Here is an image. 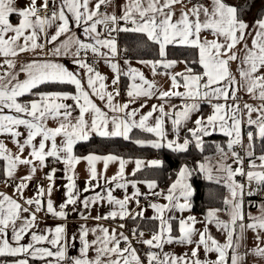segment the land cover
<instances>
[{"label":"snow or ice","instance_id":"snow-or-ice-1","mask_svg":"<svg viewBox=\"0 0 264 264\" xmlns=\"http://www.w3.org/2000/svg\"><path fill=\"white\" fill-rule=\"evenodd\" d=\"M49 2L43 0L45 14L36 16V0H29L24 9L15 7V0H0V56L4 57V64L14 69L15 62L9 57L24 52L37 54L36 59L21 66L23 80L19 79L20 72L0 74V137L8 138L16 149L12 151L0 139V161L4 162L0 167V182L13 188L11 196L0 192V257L14 258L11 264H31V261L41 264H247V257L264 261V204L259 205V216L249 213L246 220L243 211L245 195L264 191V147L262 154L255 153L257 140L264 146V15L253 23L245 18L255 6V0H237L234 4L228 0H125L119 15L115 11H101L114 0H51V15H48ZM177 4L182 7L179 13L175 11ZM13 14L19 17L16 26L10 22ZM53 27L55 32L49 35L48 30ZM121 33L141 34L156 46L155 58L137 63L150 67L153 77H168L167 90L132 67L128 59L124 60L127 70L120 67L116 61ZM205 33L213 38L209 40ZM41 35L45 37L43 43L39 42ZM21 38L22 44L18 43ZM49 44L53 47L47 49ZM169 46L191 49L194 54L190 59H169ZM89 54L93 63L88 62ZM57 58L70 60L79 71L57 62ZM99 60L114 73L113 91H108L107 77L95 67ZM178 63L184 65L183 71H171ZM233 63L237 65L235 73ZM122 76L129 80L124 89L128 99L123 103L118 100ZM42 85H71L74 92L34 91ZM241 91L258 103H241L243 98L238 95ZM24 96L35 98L25 101L21 99ZM153 98L160 102L143 112L147 101ZM174 99L181 103H172ZM137 101H140L139 107H131ZM202 105L211 109L207 116L201 111ZM50 121L54 127L49 126ZM169 121L170 132L166 127ZM189 122L192 127L187 126ZM134 129L155 137L150 141L136 140L141 147L167 148L175 153L187 152L193 144L203 151L204 137L217 131L227 137L226 146L215 145L221 158L216 166L221 174L216 183L223 182L228 190L223 200L225 207L209 209L202 220L194 215H175L192 210L194 188L190 181L194 172L213 179L212 167L207 163L198 162L195 168L181 165L166 191H157L159 185L155 180H128L125 167L131 161L123 157L111 153L86 156L74 153L75 146L89 141L93 134L130 140ZM185 130L187 134L181 137ZM237 147L244 152L243 156L235 150ZM229 157L237 165L235 168L227 162ZM245 157L249 160L247 171ZM81 161L87 163V179L82 190L76 182V166ZM50 162L64 165L60 179L67 181L61 186L64 198L58 205L53 193L58 190L56 173L61 170L50 166ZM101 162L103 172L97 169ZM116 162L119 164L116 174L108 177L109 164ZM134 163L132 176L145 167H163L159 159H136ZM22 166L27 173L20 176L18 170ZM46 168L49 171L45 172ZM38 172L43 173L47 184L38 183L35 194L27 197L25 191ZM237 176L243 177L246 183L238 181ZM140 183L146 185V193L138 188ZM109 185L122 189L123 198L114 196V189ZM129 187L133 190L130 195ZM97 188L106 194L96 192ZM88 192L95 195L85 196ZM141 196L166 203L149 200L144 207ZM103 202L111 210L91 217V209ZM133 202L135 208L131 206ZM149 208L153 215L146 216ZM221 211L227 213L228 221L219 218ZM70 212L79 214L84 221L91 218L97 222L119 220L121 223L118 228L99 223L90 228L83 223L70 235L67 225ZM49 217L62 222L54 227H41ZM128 220L135 224L130 235L124 231L127 227L124 222ZM140 221L156 222L150 238L144 239ZM197 224L203 225L202 230ZM209 225L224 234L223 243L211 235ZM248 231L255 234L254 246L250 248L245 245ZM90 236L93 238L89 239ZM77 240L79 255L72 256L69 250L76 247ZM133 241L147 249L143 257ZM173 244L194 247L190 253L180 256L164 251L165 245ZM201 248L203 260L199 256ZM209 253H215L216 259H207Z\"/></svg>","mask_w":264,"mask_h":264},{"label":"crops","instance_id":"crops-1","mask_svg":"<svg viewBox=\"0 0 264 264\" xmlns=\"http://www.w3.org/2000/svg\"><path fill=\"white\" fill-rule=\"evenodd\" d=\"M231 2L233 1H236V0H229ZM29 3V0H15V7L19 8V9H24ZM125 3V0H114L113 4L108 7L107 10L108 12H112V11H115L117 15L120 14V6L123 5ZM43 5V0H36V7H40ZM188 7H191V4L188 5ZM103 8V7H102ZM182 10V7L180 4H177L175 6V11L177 13H179L180 11ZM10 22L16 26L19 24V17L15 14L11 15L10 16ZM49 32V35L51 34H54L55 32V28H50L48 30ZM26 34H29V33H26ZM9 36L12 35V33H9L8 34ZM205 36H207V38L209 40H211L213 37L208 34V33H205L204 34ZM7 38V37H6ZM64 37H61V39H63ZM41 43L45 42V37L43 35H41V38H40V41ZM250 42V41H249ZM18 43H23V39L21 38V40L18 42ZM53 45L49 44V45H46V48L47 49H50L52 48ZM36 53H33V52H24V53H20L17 57H9V59H12L14 62H15V68L14 69H8L7 65L4 64V57L0 56V65H3V66H6V70L5 71H15V72H20V68L22 65L24 64H27V63H30L32 62L34 59H36ZM39 55L42 57L43 56V53H39ZM126 58H123L121 57V55L119 54V56L117 57V61L120 65V67L122 69H124L125 71L127 70V67L128 65H125L124 64V60ZM130 64L132 67L134 68H137L139 69L140 71H142L144 73V75L146 76V78H148L149 80H155L157 85L162 89V90H167L169 87H170V80L168 79V77L166 76H155L153 77L152 75V71L150 69V67H147L143 64H140V63H137L138 60H130ZM57 62H60V63H63L65 64V66H67L69 69H74V70H77L79 71V69H75V66L72 64V62L68 59H65V58H57ZM88 62L89 63H93V61H89L88 59ZM95 67L96 69L102 74L104 75L105 77H107V84L109 85L108 87V91H113L112 87H111V81L113 79V76H114V73L112 72V70L105 65L104 61L103 60H99L95 63ZM236 68H237V65L235 63L232 64V70L233 72L235 73L236 71ZM184 69V65L183 64H177V66L172 69L171 71L173 72H180V71H183ZM4 71V72H5ZM158 71H164L163 69H159ZM25 78L24 76V73L23 72H20V75H19V79L23 80ZM122 82H125V86H122ZM129 83V80L126 76H122L121 77V96L118 98L119 102L123 103L125 102L128 98L127 96L124 94V89L126 87V85ZM182 91V89H181ZM239 96H241L243 99L241 101V103L243 102H248V103H252V104H256L258 103V101H254L252 100L248 95H246L243 91H241L240 93H238ZM24 97H22L21 99L23 100ZM31 99H34V98H31ZM29 99V100H31ZM26 101V100H25ZM101 107H103V104L102 102L100 101H96ZM160 101H158L156 98H153L149 101H147V107L143 108L142 111L143 112H147L150 108H151V105L152 104H156V103H159ZM69 103H71V101H69ZM172 103L174 104H180L181 101L178 100V99H174L172 101ZM140 105V101H137L135 104L131 105V107H139ZM105 111H107V109L105 108L104 109ZM165 110L167 111L168 108L166 106ZM201 111L203 114H205L206 116L208 114H210L211 112V109L209 106L207 105H202L201 106ZM75 115V113H74ZM196 115H199V113L193 115L192 117V120H195L196 119ZM255 118V116L253 117ZM49 126H55L54 123H52L51 121L49 122ZM188 127H192V123L189 122V124L187 125ZM166 127L168 129V131L170 132L171 131V123L170 121L167 122L166 124ZM21 131H23V129H21ZM150 134V133H149ZM186 130L183 131L181 133V137H183L184 135H186ZM214 134H220L222 135L221 133H219L218 131L215 132ZM152 135V134H151ZM93 137H98L96 136L95 134L92 135L91 138ZM154 137V136H153ZM115 138H122V137H115ZM169 138H173L170 137ZM227 138V137H226ZM0 139H3L5 141V144L6 146L11 149L12 151H16L14 145L10 142V140L6 137H0ZM155 139V137H154ZM245 141H246V136L244 138V144H245ZM239 148V147H238ZM238 151V150H236ZM240 154L243 156L244 155V152L242 150L239 151ZM88 155V154H86ZM86 155H83V156H86ZM100 155V154H99ZM107 155V154H106ZM154 159V158H153ZM152 159V160H153ZM151 160V159H150ZM131 161L130 163H128L125 167V175H126V178L128 180H134V179H131L129 178L131 176V173L135 167V160H129ZM2 162V166H3V161H0ZM221 162V158H220V155L217 153L215 154L212 158L206 160L204 163H209L210 166L212 167V176H213V179H211L212 181H216V178L221 175L220 173H218L216 171V166ZM227 162L229 164H232L233 168H235L237 165H235L232 161L231 158H228ZM248 163H249V160L247 157L244 158V168L245 170L247 171V167H248ZM257 163H259V161H257ZM50 166H54L58 169H60L61 171H58L56 173V176H57V179H56V186H57V191L53 193V199L55 201V203L58 205L59 203L62 202L63 200V194H64V189L63 187H61L63 184H65L67 181L64 180V179H60V177L63 176V168H64V165L61 164V167H58L56 166V164L52 165L51 162H50ZM119 168V164L118 162L116 163H110L109 166H108V169H107V172H106V175L108 177H111L113 175L116 174L117 170ZM97 169L101 172H103V163H98L97 164ZM45 172L49 171V169H45L44 170ZM27 173V169L26 167H21L19 170H18V175L20 176H23ZM76 175H77V185L79 186V188L82 190L85 186V181L87 179V163L86 161H81L80 164H78L76 166ZM205 178V175L202 174ZM236 179L238 181H240L241 183H245L243 182V180L245 181V179L243 177H240V176H237ZM139 181H146V180H139ZM40 183V184H44L46 185L47 184V181L43 179V173H37L35 179L31 182L29 188L25 191V196L27 197H31L35 194V188L37 186V184ZM95 183V182H94ZM101 185H103V180L100 181ZM223 183V182H222ZM108 187H111L114 189V185H109ZM138 188L140 189L141 192L143 193H146L148 191L147 187L145 184L143 183H140L138 184ZM157 191L159 190H162L160 189L159 187L156 189ZM96 192H100L102 195L106 194L102 188H97L95 190ZM132 188L129 187L128 188V194L130 195L131 192H132ZM166 191V189H165ZM0 192H4V193H7L9 196H11L13 194V188L12 187H6L4 183L0 182ZM85 196H92V195H95V192H88V193H84ZM113 195L116 196L117 198H123V195H124V191L122 189H114V192H113ZM228 196V190H227V193H226V197ZM142 197V196H141ZM141 197H140V201H141ZM157 203H166V201H163V200H160L158 199L156 201ZM142 206L144 207H147V205L143 204L141 202ZM260 204H264V200L262 201H259V202H253V203H247L246 205L244 204V207H243V211H244V214H245V219L247 220V215L249 213H251L252 216H259L261 215V212L260 210H258V206ZM133 208H135V203L133 202V204L131 205ZM83 211V209H81ZM111 210V206L108 205L106 202H103L102 204L100 205H96L94 206L92 209H91V217H95L97 215H104L105 213L109 212ZM87 214V213H86ZM146 216H151L153 215V212L152 210L149 208L148 211L145 213ZM175 215L177 217H179L180 215H184V216H187V215H194L197 217V219L199 220H202L203 219V216L204 215H195L193 214L192 212H185L183 214L177 212L175 213ZM218 216L221 220L223 221H228L229 220V216L227 215L226 212L224 211H221L220 213H218ZM62 221H56L54 219H52L51 217L47 218L45 220V222L41 225V227H44V226H55L56 223H61ZM83 223H87L88 227L92 228V227H95L97 225V223L105 226V227H109V228H118V225L119 223H121V221L119 220H116V221H113V220H101L99 222L93 220V219H88L87 221H84V220H81L80 217H79V214L77 213H71L69 214V217H68V220H67V225H68V232L69 234L71 235L73 232H76V230L79 228L80 224H83ZM124 223L127 224V221H125ZM197 228H200L202 230L203 228V225L202 224H197L196 225ZM130 228H133L131 226H129L127 224V227L124 229L125 233L126 234H129V229ZM145 231V236H144V239H148L150 238V235H151V232L150 231H147V230H144ZM209 231L211 233V235L217 239L218 241H220L221 243L224 242L225 240V236L222 232H219L217 231L216 227L214 225H209ZM254 233L251 232V231H248L246 233V241H245V245L246 247H253L254 246ZM93 237H89V239H92ZM198 239V237H196ZM27 237L25 239V242H27ZM76 247L75 248H71L69 250V254L72 255V256H78L79 255V241L77 240L76 242ZM123 247V245H121ZM133 246L135 248H137L139 254L143 257V254L147 251V249L142 245V244H137L135 241H133ZM194 247V245H179V244H173V245H165L164 247V251L165 252H171V253H174L175 255L177 256H180V255H183L184 253H190L191 251V248ZM91 255H94V253H90V256ZM199 256L200 258L203 260L205 259V255H204V252H203V249L201 248L199 250ZM207 259H211V260H215L216 259V254L215 253H209L208 254V257ZM247 260V264H264V261H260V262H257L255 258L253 257H247L246 258ZM11 261H9V264H11ZM0 264H3V262H0ZM31 264H41L40 261H31Z\"/></svg>","mask_w":264,"mask_h":264},{"label":"trees","instance_id":"trees-1","mask_svg":"<svg viewBox=\"0 0 264 264\" xmlns=\"http://www.w3.org/2000/svg\"><path fill=\"white\" fill-rule=\"evenodd\" d=\"M264 0H255V6L250 12L246 14V19L250 23H253L255 19H258L261 15H264ZM120 55L123 58L130 60H151L155 58L156 46L148 42L146 37L141 34L135 33H121L118 36ZM194 54L193 50L186 49L179 46H169L168 58L173 60H182L185 58L190 59ZM122 86H125V82H122ZM34 91L49 92V91H67L74 92V87L71 85H42L39 89ZM35 98L32 96H24L23 100H29ZM206 114V113H205ZM204 114V115H205ZM206 116V115H205ZM130 140L123 138H101L93 137L87 142H80L74 148V153L77 156H83L89 153H95L100 155L115 154L123 157L127 160H150L159 159L163 162V167L160 169H149L145 167L143 170L136 173L135 176L129 178L134 180H155L162 190L175 180L176 174L181 165L187 164L189 168H195L197 163H204L208 158H212L216 151V144H222L226 146L227 138L220 134H213L208 137H204L203 151L197 149L194 144L190 145L189 150L184 153H175L167 148L153 149L151 147H141L136 140H153L154 137L149 134L134 129L130 133ZM262 144L259 140L255 143L256 155L262 154ZM2 167V162H0ZM190 183L194 188V196L192 198V210L195 215H204L211 208H224L223 200L226 197L227 188L224 184L216 183V181L208 180L204 178L202 173L196 171L193 173ZM249 203V202H248ZM253 203V202H251ZM140 228L142 230L152 231L154 230L156 222L153 221H140ZM127 224L134 227L135 224L131 220L127 221ZM12 257H0V262L5 260H13Z\"/></svg>","mask_w":264,"mask_h":264},{"label":"built area","instance_id":"built-area-1","mask_svg":"<svg viewBox=\"0 0 264 264\" xmlns=\"http://www.w3.org/2000/svg\"><path fill=\"white\" fill-rule=\"evenodd\" d=\"M51 9H52V5H51V0H50V2H49L48 15H51ZM101 11H105V9L104 8H101ZM44 14L45 13L43 11L42 6L37 7L36 16H43ZM88 59H89L90 62L93 61V58H92L91 54H89ZM5 70H6V66H3L2 65V67H0V74H2ZM235 150L240 151L241 149L237 147ZM56 166L61 167V164H56ZM243 182L246 183V181H244V180H243ZM253 187H256V185L253 184ZM149 200H152V201L156 202L158 200V198L150 197V196L149 197H145V196H142L141 197V202L143 204H145V205H148ZM262 200H264V191H261L257 195H253V196H247V195H245V197H244V204L246 205L248 202H259V201H262ZM131 229L132 228L129 229V233L131 232Z\"/></svg>","mask_w":264,"mask_h":264},{"label":"rangeland","instance_id":"rangeland-1","mask_svg":"<svg viewBox=\"0 0 264 264\" xmlns=\"http://www.w3.org/2000/svg\"><path fill=\"white\" fill-rule=\"evenodd\" d=\"M194 2H195V0H194ZM228 2L230 3V4H234V3H236L237 2V0L236 1H233V2H231V1H229L228 0ZM248 22H249V20H248ZM250 23V22H249ZM247 144V139H246V141H245V145ZM230 158V157H229ZM208 159H210V157L208 158ZM152 160V159H151ZM145 161H149V160H145ZM207 164H209V163H207ZM210 165V164H209ZM205 178H206V176H205ZM176 179V178H175ZM207 179V178H206ZM209 180V179H208ZM258 210H259V206H258Z\"/></svg>","mask_w":264,"mask_h":264}]
</instances>
